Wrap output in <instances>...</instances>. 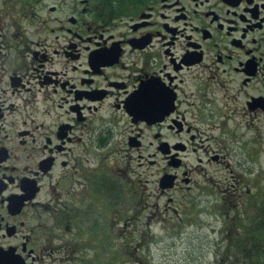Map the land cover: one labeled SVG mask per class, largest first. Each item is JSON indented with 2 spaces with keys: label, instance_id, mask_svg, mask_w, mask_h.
Here are the masks:
<instances>
[{
  "label": "flooded vegetation",
  "instance_id": "flooded-vegetation-1",
  "mask_svg": "<svg viewBox=\"0 0 264 264\" xmlns=\"http://www.w3.org/2000/svg\"><path fill=\"white\" fill-rule=\"evenodd\" d=\"M148 89L163 106L131 103ZM234 143L264 146V0H0V264H117L88 202L148 166L165 212L228 201L256 221L242 255H264V185L243 199Z\"/></svg>",
  "mask_w": 264,
  "mask_h": 264
},
{
  "label": "rangeland",
  "instance_id": "rangeland-1",
  "mask_svg": "<svg viewBox=\"0 0 264 264\" xmlns=\"http://www.w3.org/2000/svg\"><path fill=\"white\" fill-rule=\"evenodd\" d=\"M244 133L246 137L252 135V131L245 126H241L240 135L243 138ZM88 145V150L99 151L95 145ZM257 148L255 156L248 155L238 143L232 144V160L231 168L235 169V177L239 175L244 180L243 199L247 202L254 200L253 192L258 191V188L263 186L264 175H259L261 167H264V146ZM251 153L255 152L252 149ZM122 151L123 145L119 147ZM118 150V148H117ZM261 150V151H258ZM245 156L246 166L242 168L237 167L238 159H235V155ZM114 157H119L116 153ZM257 166V172L251 173L248 169ZM146 170L143 178H148L149 182L140 181L139 186L134 188L131 186L128 193L127 191H121V200L113 197L109 198L104 191L98 194V198L95 202L89 201L88 204L91 207V211L97 210L96 218L100 221V217L103 220V225L106 229L112 228L114 233V242L119 253L117 255H102L100 256L102 261L100 263H119V264H259L264 263L261 258L264 256L257 255L255 258L247 256V259L242 255L241 250H237L236 247H230L234 250L227 249L226 235L219 239L221 246H217V237H220L219 229L224 226V220L219 216L217 211L218 207L210 206L206 213H202L199 217L185 216L181 213L179 216L175 213H167L163 209L164 197H158L160 195L158 188L159 170L156 167H145L141 170ZM243 169L242 171H240ZM233 173L228 169L225 171H219L218 177L225 180L226 178L234 179ZM239 174V175H238ZM261 177V179H260ZM140 175L136 169L135 175L132 179L138 182ZM263 179V180H262ZM128 184V183H127ZM208 186L210 183H207ZM247 185L248 187H246ZM260 185L259 187H257ZM144 187H146L144 189ZM247 196V199L245 197ZM221 201L219 207L225 212H229L232 208V204H222ZM146 206V208L143 207ZM243 206L236 209V212L241 210ZM140 210L139 218L136 220L129 219L133 216L135 211ZM160 210L162 212H160ZM250 210V208H249ZM103 211V213H101ZM156 212V213H155ZM243 217L248 215L242 212ZM251 212L249 211V215ZM184 217V218H183ZM237 223L231 226V232L234 234L237 230ZM221 228V229H222ZM220 229V230H221ZM96 231V230H95ZM93 231V234H95ZM119 232L121 234H119ZM133 232L135 234L133 235ZM240 232H244L242 229ZM128 233V234H125ZM177 233V235H171ZM106 238V236H105ZM144 240V241H143ZM221 240H225L224 243ZM105 244L107 240L105 239ZM143 243L144 246L134 251V255L131 254L130 248L136 244ZM142 258V260L139 259ZM136 258V259H135ZM248 262V263H247Z\"/></svg>",
  "mask_w": 264,
  "mask_h": 264
},
{
  "label": "snow or ice",
  "instance_id": "snow-or-ice-1",
  "mask_svg": "<svg viewBox=\"0 0 264 264\" xmlns=\"http://www.w3.org/2000/svg\"><path fill=\"white\" fill-rule=\"evenodd\" d=\"M131 103L136 106H163L165 98L162 89L159 91L148 89L143 94L133 97Z\"/></svg>",
  "mask_w": 264,
  "mask_h": 264
},
{
  "label": "trees",
  "instance_id": "trees-1",
  "mask_svg": "<svg viewBox=\"0 0 264 264\" xmlns=\"http://www.w3.org/2000/svg\"><path fill=\"white\" fill-rule=\"evenodd\" d=\"M137 187V186H136ZM135 187V188H136ZM121 191H123L122 190V188L121 187H119V193H118V198L117 199H120L121 200ZM258 225V224H257ZM259 227L261 228V234H262V236L264 237V220L260 223V225H259ZM253 231H258V229H254ZM240 236L238 235V234H236V236H233V241H232V247H236L237 248V250H241L242 248H241V244H240V239H238V240H236V238H239ZM130 250H131V254H135L134 253V251H135V247L134 246H132L131 248H130ZM248 256H250V257H252V258H255V256H257V255H248ZM264 256V255H263ZM262 259V261L264 262V259L263 258H261ZM248 263V262H247ZM230 264V263H229ZM259 264H264V263H259Z\"/></svg>",
  "mask_w": 264,
  "mask_h": 264
}]
</instances>
